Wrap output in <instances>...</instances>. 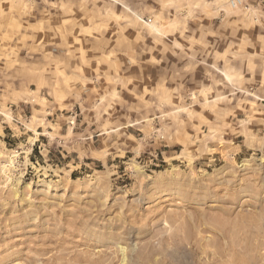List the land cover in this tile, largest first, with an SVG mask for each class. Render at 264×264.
<instances>
[{
  "label": "rangeland",
  "instance_id": "1",
  "mask_svg": "<svg viewBox=\"0 0 264 264\" xmlns=\"http://www.w3.org/2000/svg\"><path fill=\"white\" fill-rule=\"evenodd\" d=\"M238 260L264 264V3L0 0V264Z\"/></svg>",
  "mask_w": 264,
  "mask_h": 264
},
{
  "label": "built area",
  "instance_id": "2",
  "mask_svg": "<svg viewBox=\"0 0 264 264\" xmlns=\"http://www.w3.org/2000/svg\"><path fill=\"white\" fill-rule=\"evenodd\" d=\"M252 1H255V0H252ZM258 1L264 3V0H258ZM244 2H245V0H230V3L233 6L242 5V4H244Z\"/></svg>",
  "mask_w": 264,
  "mask_h": 264
},
{
  "label": "bare ground",
  "instance_id": "3",
  "mask_svg": "<svg viewBox=\"0 0 264 264\" xmlns=\"http://www.w3.org/2000/svg\"><path fill=\"white\" fill-rule=\"evenodd\" d=\"M60 243V242H59ZM61 245V244H60ZM62 249V248H61ZM48 251V250H47ZM238 261H240V260H238ZM239 263H241L242 264V261H240ZM245 264V263H244Z\"/></svg>",
  "mask_w": 264,
  "mask_h": 264
}]
</instances>
